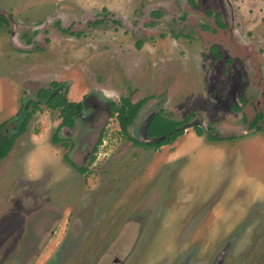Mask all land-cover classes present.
I'll return each instance as SVG.
<instances>
[{
	"label": "rangeland",
	"instance_id": "rangeland-1",
	"mask_svg": "<svg viewBox=\"0 0 264 264\" xmlns=\"http://www.w3.org/2000/svg\"><path fill=\"white\" fill-rule=\"evenodd\" d=\"M0 14L4 131L51 81L83 101L65 145L41 104L0 160V264H264V131L248 126L258 112L264 126V0H0ZM121 96L147 98L129 137L107 113ZM157 111L192 117L171 143H133Z\"/></svg>",
	"mask_w": 264,
	"mask_h": 264
},
{
	"label": "trees",
	"instance_id": "trees-1",
	"mask_svg": "<svg viewBox=\"0 0 264 264\" xmlns=\"http://www.w3.org/2000/svg\"><path fill=\"white\" fill-rule=\"evenodd\" d=\"M157 15V13H155ZM217 20V16H216ZM118 22V20H114ZM217 24L222 26L223 24L217 20ZM8 21L6 17L0 14V26H7ZM64 32L67 30L61 28ZM137 47L140 46V42L136 43ZM147 98H141L136 101H132L129 96H121L118 101L111 100L108 102V114L109 116L113 115L118 123L119 130L121 133L127 137V128L132 123L136 113L145 103ZM43 104L47 109L58 110L59 124L55 128L51 140L53 142H58L62 138L58 135V129L60 126L70 127L73 125L75 117L81 112L83 108L82 101H71L68 100L66 95L60 89V83L57 81H51L47 87H40L36 93L35 98L27 101L23 104L17 111L21 113L20 120L16 124L15 129L12 132H5L7 120H4L0 123V159L8 154L10 149L13 146L15 139L21 135L25 129L28 120L30 117L40 109V105ZM192 114H189L188 117H185L181 120H175L164 115L161 111L153 113L150 118L147 120V123L144 126V134L146 137L155 138L159 137L157 141L151 140L149 142H138L137 140H132L133 143H140L143 145L151 146L154 148L159 147L160 145L173 142L178 136L183 134L184 124L190 120ZM263 118V114L258 112L253 120L248 123V126L253 130H263L264 126L259 124V121ZM195 132L197 135L205 134L210 140H225L232 139L238 134H221L218 130L214 129L211 125L207 127H202L200 125L194 124ZM100 140L96 142V146ZM65 145V143H63ZM95 146V147H96ZM63 159L68 161L71 165L66 154L63 155ZM82 170V169H78Z\"/></svg>",
	"mask_w": 264,
	"mask_h": 264
},
{
	"label": "flooded vegetation",
	"instance_id": "flooded-vegetation-1",
	"mask_svg": "<svg viewBox=\"0 0 264 264\" xmlns=\"http://www.w3.org/2000/svg\"><path fill=\"white\" fill-rule=\"evenodd\" d=\"M82 101V100H81ZM82 103H83V101H82ZM107 105H108V103H107ZM108 108V107H107ZM83 109V108H82ZM82 111V110H81ZM81 113V112H80ZM80 113L76 116V117H78L79 115H80ZM107 113H108V109H107ZM255 116H256V114H255ZM254 116V117H255ZM76 117H75V120H76ZM254 118H252L251 120H253ZM75 120H74V123H73V125L72 126H70V127H67V126H60L59 127V129H58V133L60 132V130H61V128H63V127H66V128H71V127H73L74 126V124H75ZM250 120V121H251ZM59 124V123H58ZM58 124H57V126H58ZM56 126V127H57ZM62 138V137H61ZM62 140H64L63 138H62ZM62 140H60L62 143H64ZM60 141H58V142H60ZM5 157V156H4ZM69 158V157H68ZM2 159V158H1ZM0 159V160H1ZM90 159L92 160V159H94V156L93 155H91L90 156ZM70 160V159H69ZM71 161V163L73 164V165H71L68 161V163L71 165V166H73L77 171H79V172H82V171H85L84 170V168L83 167H77L75 164H74V162H72V160H70ZM78 169H82L81 171L80 170H78ZM39 224H41V223H39ZM33 235V234H32Z\"/></svg>",
	"mask_w": 264,
	"mask_h": 264
},
{
	"label": "clouds",
	"instance_id": "clouds-1",
	"mask_svg": "<svg viewBox=\"0 0 264 264\" xmlns=\"http://www.w3.org/2000/svg\"><path fill=\"white\" fill-rule=\"evenodd\" d=\"M112 95H113L112 93L106 94V96H107L108 99H111L112 98Z\"/></svg>",
	"mask_w": 264,
	"mask_h": 264
},
{
	"label": "water",
	"instance_id": "water-1",
	"mask_svg": "<svg viewBox=\"0 0 264 264\" xmlns=\"http://www.w3.org/2000/svg\"><path fill=\"white\" fill-rule=\"evenodd\" d=\"M144 135H145V134H144ZM146 138H148V139H150V140H155V141H157V140L159 139V137H155V138L146 137Z\"/></svg>",
	"mask_w": 264,
	"mask_h": 264
}]
</instances>
